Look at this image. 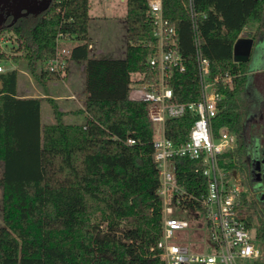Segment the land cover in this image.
<instances>
[{
	"label": "trees",
	"instance_id": "1",
	"mask_svg": "<svg viewBox=\"0 0 264 264\" xmlns=\"http://www.w3.org/2000/svg\"><path fill=\"white\" fill-rule=\"evenodd\" d=\"M126 55L92 58L89 50L90 0H54L38 17L20 19L0 36L13 40L12 55L23 60L38 84L59 77L48 63L60 35L71 48L70 60L86 63L85 123L66 121L55 101L54 122H42V98L19 95L18 70L0 73V264H165L156 250L162 234L163 202L153 161L155 126L146 103L128 99L130 85L148 71L157 39L148 0H126ZM201 52L211 76L220 77L218 114L213 130L234 133L242 145L221 157L229 176L254 189L247 117L259 105L249 91L252 65L264 46V0H194ZM165 17L179 37L186 71L175 72L171 86L178 103L202 100L194 22L188 0H163ZM11 23V19L7 25ZM255 28L251 59L236 63L233 50L245 29ZM15 47V46H14ZM0 49V59H5ZM230 76L232 83H226ZM196 120L191 112L166 123L176 145L189 140ZM135 141L128 145V140ZM178 180L200 194L205 179L198 163L176 158ZM205 188V187H204ZM203 188V191H204ZM257 240L264 247V201L242 195ZM264 264V263H263Z\"/></svg>",
	"mask_w": 264,
	"mask_h": 264
},
{
	"label": "built area",
	"instance_id": "2",
	"mask_svg": "<svg viewBox=\"0 0 264 264\" xmlns=\"http://www.w3.org/2000/svg\"><path fill=\"white\" fill-rule=\"evenodd\" d=\"M188 1L194 22L202 100L187 104L176 100L171 80L175 72L186 71V63L179 52L177 29L165 17L163 0H148L157 39L156 52L147 61L148 71L133 79L128 96L131 102L148 105V116L155 126L153 161L159 172L163 219L161 238L153 250L165 264H263L264 247L257 240L255 227L249 226L247 209L242 203L246 192L241 177L237 173L229 176L220 163L221 157L236 150L240 142L228 130H222L218 137L214 134L221 78L211 76L210 60L201 52L199 15L194 0ZM7 42L0 36V49ZM67 43L60 35L56 56L48 63L50 71L62 81L67 79L71 54ZM0 73H4L1 65ZM224 80L232 83L230 76ZM188 112L196 116L189 140L176 145L166 136V123ZM127 143L134 145L135 141L129 139ZM178 157L198 163L196 172L205 179L198 187L199 195L179 183Z\"/></svg>",
	"mask_w": 264,
	"mask_h": 264
},
{
	"label": "rangeland",
	"instance_id": "3",
	"mask_svg": "<svg viewBox=\"0 0 264 264\" xmlns=\"http://www.w3.org/2000/svg\"><path fill=\"white\" fill-rule=\"evenodd\" d=\"M89 15L91 18L89 36L91 38L96 39L98 33L103 34L108 40L113 37V33L119 38L122 34L127 36V2H121L120 0H90ZM254 31V27L248 28L243 32L242 36H252ZM7 41L8 42L1 47L2 52L5 54V59H0V65L4 68V73L14 69L18 70L20 96L42 98L43 124L54 122L53 108L49 100L55 101L60 109L67 113L77 112L81 107L85 108V104H82L81 98L77 95L73 96V94H71V91L74 93L75 90L74 88H71V90L69 89L67 85L68 80L63 84L56 81V85L49 82L47 87L38 84L34 75L29 71L27 63L23 60L16 62L13 59L12 55H20V53L14 52V48L17 47V44L13 40ZM117 57H120V55ZM252 69L253 72L249 81V91L253 97L259 100V105L250 113L246 120L248 127L255 130L258 137H264V51L262 52L260 59L257 57L256 62L252 65ZM84 119L85 118L82 116L80 121H78L83 122ZM71 120L70 116L66 119L69 123ZM262 140L264 139H259L261 146L262 143L264 144V141L262 142ZM261 146L259 148H261ZM244 192H246L245 194H247L248 199L253 201L256 197L260 196L264 190H254L245 187ZM247 213L248 217L253 218V222L256 224L257 217L253 216V212L247 209ZM2 226V204L0 201V227ZM201 236H204V232H201Z\"/></svg>",
	"mask_w": 264,
	"mask_h": 264
},
{
	"label": "crops",
	"instance_id": "4",
	"mask_svg": "<svg viewBox=\"0 0 264 264\" xmlns=\"http://www.w3.org/2000/svg\"><path fill=\"white\" fill-rule=\"evenodd\" d=\"M121 2H126V0H120ZM246 31V29H245ZM243 37V36H242ZM251 37V36H247ZM126 41L127 36L125 34H122L119 38L116 37L113 33V37L111 39H107L103 34L98 33L97 38H91L89 36V50L92 58H111V59H121L124 58L126 55ZM68 45L72 48L74 45H76L75 42H68ZM120 55V57H117ZM107 56V57H106ZM67 85L69 89L71 88L75 90L73 93L71 91V94L73 96L77 95L81 98L82 104H85L86 101V63L82 61H69L68 71H67ZM58 83H64L66 81H63L61 79L57 80ZM52 84H57L56 81L52 82ZM70 94V95H71ZM22 97V96H21ZM41 98V97H40ZM84 107L77 110V112H66L67 116L66 119L70 116L71 122L75 124H84L85 119L83 122H79L80 118L83 116L85 118V115H83L80 111L83 110ZM49 118V117H48ZM79 120V121H78Z\"/></svg>",
	"mask_w": 264,
	"mask_h": 264
},
{
	"label": "water",
	"instance_id": "5",
	"mask_svg": "<svg viewBox=\"0 0 264 264\" xmlns=\"http://www.w3.org/2000/svg\"><path fill=\"white\" fill-rule=\"evenodd\" d=\"M53 0H0V32L5 27H11L20 19L29 16L38 17L50 9ZM11 19V23L8 21ZM255 40L252 37H240L233 50L236 63H247L251 59ZM1 87V82H0ZM240 140V145H242ZM259 147H256V152Z\"/></svg>",
	"mask_w": 264,
	"mask_h": 264
},
{
	"label": "flooded vegetation",
	"instance_id": "6",
	"mask_svg": "<svg viewBox=\"0 0 264 264\" xmlns=\"http://www.w3.org/2000/svg\"><path fill=\"white\" fill-rule=\"evenodd\" d=\"M247 37V36H246ZM264 51V46H260V55ZM260 59V58H259ZM250 131V149H249V159L251 161L252 167V177L254 181V190H264V144L262 146L260 144L259 139H264V137H258L255 130H252L249 127ZM264 140H262L263 142ZM260 147L259 150L256 152V147ZM264 201V192L261 193L260 196L256 197Z\"/></svg>",
	"mask_w": 264,
	"mask_h": 264
}]
</instances>
